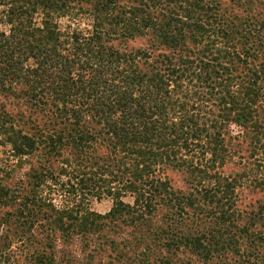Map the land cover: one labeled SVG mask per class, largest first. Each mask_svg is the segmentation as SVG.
Listing matches in <instances>:
<instances>
[{
	"label": "trees",
	"instance_id": "1",
	"mask_svg": "<svg viewBox=\"0 0 264 264\" xmlns=\"http://www.w3.org/2000/svg\"><path fill=\"white\" fill-rule=\"evenodd\" d=\"M85 1L0 0V145L29 165L0 181L7 238L35 244L28 264H264L259 183L243 204L242 175L217 170L246 142L264 163V0ZM60 173L57 207L42 191Z\"/></svg>",
	"mask_w": 264,
	"mask_h": 264
},
{
	"label": "rangeland",
	"instance_id": "2",
	"mask_svg": "<svg viewBox=\"0 0 264 264\" xmlns=\"http://www.w3.org/2000/svg\"><path fill=\"white\" fill-rule=\"evenodd\" d=\"M93 2V0H86L85 2H82L80 5L84 8H89L90 4ZM77 3V2H76ZM221 3L223 6L229 5V2L227 0H221ZM227 5V8L229 6ZM232 11V10H228ZM243 16L244 13L242 11H238ZM80 17L79 19L82 20L81 26H87L91 22L88 18ZM60 23L62 26H65L67 23H69L67 18H61ZM148 36L149 35H143L138 36L135 38L134 41H131L130 44L132 47H140L144 46L146 43H148ZM201 47V46H200ZM256 65L259 69V61H251L249 63V66ZM240 66L244 68L245 66L241 63ZM3 99L4 97L1 96ZM11 97V96H9ZM31 126L33 124H30ZM233 132H237L240 127L233 125ZM249 141V140H248ZM245 149L243 151L244 157L241 158L238 154L234 158V162L228 166H225L224 168L219 167L217 170L221 171L225 175H231V176H237L242 175V185L238 188V195L239 199H241L242 203H248V201L251 199L253 194H249L247 185L249 184H257L258 187L255 188V191L258 192L257 195H255V198H262L264 199V163L260 162L259 159L260 156H250L249 151V142L245 143ZM8 149L4 146L0 145V181L1 183H12L15 180H20L24 177V174L29 170V165L27 163H23L22 161L17 160L16 158H13ZM242 155V154H241ZM28 160V158H26ZM60 166H63L62 163L59 164ZM64 167V166H63ZM60 169V168H59ZM58 169V171H59ZM70 171V170H69ZM165 173L163 176L167 177L171 183L176 187H181L183 189H186V180H188V175L186 171L181 169H175L173 167H168L164 170ZM8 173L12 174V178H8ZM58 173V172H57ZM60 177L59 184H51V181L48 180L46 186L43 187V194L47 198L49 197L50 200L57 206L66 205L71 198H74V195L70 196L69 193L66 191L68 190L67 187H61V183H65L69 179L72 180V182L75 181L73 176H69V174L60 173L58 174ZM10 179V180H9ZM256 180V181H255ZM61 190V191H58ZM263 190V191H261ZM261 191V192H260ZM251 193V192H250ZM78 196L70 202L72 204L74 201L81 200V198ZM254 198V199H255ZM126 201H132L131 197L125 198ZM83 201V207L90 209L92 211L98 212L100 214H106L108 213L112 206H113V199L110 196L103 195L102 197H99L98 195L94 194H87L85 195V198H82ZM0 219L2 217L0 216ZM9 226H7L4 223V220L0 221V244L2 245V248L4 247L3 244H6L7 250L0 253V264H28L29 259L31 258L30 254L36 249V246L31 241L28 242H22L18 237L16 238V235H14V238L8 239L7 236L11 234V230L9 231ZM56 252L57 257L61 260H64L62 257L63 253H69L75 252L77 255L82 254L80 250V246L74 242L72 244H65L63 241H58L56 244ZM8 257H10V262L7 261ZM4 261V263H2ZM17 262V263H14Z\"/></svg>",
	"mask_w": 264,
	"mask_h": 264
},
{
	"label": "clouds",
	"instance_id": "3",
	"mask_svg": "<svg viewBox=\"0 0 264 264\" xmlns=\"http://www.w3.org/2000/svg\"><path fill=\"white\" fill-rule=\"evenodd\" d=\"M5 31L7 30V29H4Z\"/></svg>",
	"mask_w": 264,
	"mask_h": 264
}]
</instances>
